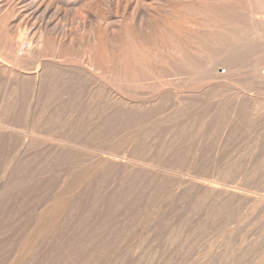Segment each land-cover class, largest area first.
Returning a JSON list of instances; mask_svg holds the SVG:
<instances>
[{"label":"rangeland","instance_id":"1","mask_svg":"<svg viewBox=\"0 0 264 264\" xmlns=\"http://www.w3.org/2000/svg\"><path fill=\"white\" fill-rule=\"evenodd\" d=\"M221 3L223 4L221 5ZM221 6L222 9L226 8L223 9L225 13L222 11ZM0 47L2 48L0 49V56L4 57L2 63L10 69L23 70L24 66L29 64L28 66L32 67V70L38 69L39 72L43 71L49 75L48 72L50 71L51 74L55 70L54 67L58 66L56 67L58 69L47 77L51 78L54 74L52 77L54 78L52 79L54 86H51L53 85L51 83L49 90H47L48 93L44 90V94H41L42 98L40 100L43 101L46 96L47 103L45 100L43 101L45 103L40 101V106L36 108L41 110L38 112V116L41 117L45 114L42 117H48L50 114L52 115L51 112L66 115L69 112L75 113L77 110L86 111V109H89L83 114L84 117L91 116L94 120L99 115L102 120L101 128L103 129L100 128L101 130H99L106 135L112 127L115 130L114 125L117 123L115 118L111 119L108 116L114 110H117V113L123 115L119 120L124 122L120 123L118 128H125V122H127L125 116H128L131 110V108H127V105L118 104L116 101L109 99L108 97L112 93L115 92L120 96L122 94L124 100L129 102L128 105L144 103V100H147L145 96L150 95L148 100H145V103L150 105L140 111L138 110L140 108L136 109V113L134 108L133 112L137 115H148L152 112V108L156 110L160 106L162 107L163 111L157 114L159 116H157V119H163L164 117V122L159 120L160 122L158 121L159 124L157 125L162 126L161 123H163L164 163L171 154L169 162L167 161L170 166L169 169L181 174L187 171L186 174L190 175L197 173L196 175L204 176L201 178H208L210 177L208 175L211 174L212 177L209 180L218 179L223 184L229 182L226 185L231 188L232 186L233 188L238 187L237 192L248 197L246 200L245 198L241 201L238 199L240 203L235 199V202L233 199L231 201L225 199V201L221 200L223 202H214V204L217 203L218 206L220 205L223 208L217 207L220 216L219 213H216L215 220H211L203 214L207 210L206 205H208L204 206L205 201L198 203L196 206H188L189 200L193 198L192 196L188 199L187 204L174 203L177 205L175 206L171 203L170 206L167 197H162V200L160 197L159 203L161 205L154 207V210L160 212L159 214H165H161L164 217L163 221L145 222V219H143L132 224L129 223L131 226L129 224L128 226L127 224L123 225L124 230L122 231L121 241L116 244L114 252L110 254L111 259L106 261V264H257L258 262L264 264V200L258 201L257 198V195L264 194V0H0ZM11 55L14 56V59L17 58L19 65L13 63L14 60L11 59L13 58ZM61 59L63 60L61 61ZM8 60L9 62H7ZM49 61L51 62L49 63ZM35 63L37 66L34 65ZM44 63L45 66L43 67ZM208 63L209 65H207ZM212 63H215L216 67ZM21 65L22 68L19 69L18 67H21ZM49 65L50 67L53 65L52 70L46 69V66L49 67ZM212 66L214 68L213 72L211 71ZM75 67H78V72ZM61 68H67L65 70H69V72L65 73V70L58 72ZM43 69L48 70V72ZM223 70L226 71L221 72L222 74L218 73V71ZM81 72L82 74H80ZM154 72L155 75H153ZM215 72L217 73L216 76L220 74L218 77H223L216 78L217 82L214 78H211ZM85 75L87 76L85 77ZM139 78H142V81ZM63 79L65 80L63 81ZM150 80L152 81L150 82ZM160 80H164V82L162 81L163 83L160 84ZM94 81L99 83H93ZM70 82L73 86L70 85ZM103 83H107V86H103L105 91L102 92L103 89L100 90V88ZM146 85L148 86L146 87ZM23 86V89L19 87L18 92H24V94L17 92L18 96L14 97L13 100L15 107H17L13 112L15 115L12 116L13 113L11 112L9 115L6 113L7 117H4L5 119H11L8 116H12L13 119L19 114L18 116H21V121H23L17 120L20 125L24 123L22 118L25 115L22 113L25 112V108L31 101V88L27 85V82H24ZM64 87L69 89V92H66L68 90ZM138 87L142 88L143 91L142 89L133 90V88ZM118 89L121 91L119 92ZM90 90L94 92L92 93ZM106 90L110 91L109 95ZM72 91L75 92L72 93ZM88 92L95 99L88 101L90 103L87 102L88 99L86 98L89 96ZM175 93L178 100L174 97ZM70 95L71 98L68 99ZM83 102L86 103L85 106H83ZM4 103L2 107H4ZM60 103L61 106L64 103L65 106H62L64 108L59 107ZM113 104L115 105L113 106ZM173 104H177V107H173ZM41 105L45 106L41 107ZM86 105L91 107L87 108ZM148 106L151 108L148 109ZM46 108L48 109L46 110ZM40 112L42 115H40ZM111 120H113L112 123L115 122L113 126L110 123ZM108 125L112 127L109 128ZM136 127L141 128V126ZM110 132L109 134H111ZM173 134L174 138L172 137ZM179 135L180 138L176 137ZM189 138L193 139L189 140ZM176 139L182 140L181 143ZM177 144H180L179 147ZM173 147L175 150L179 148L177 150L179 155L172 150ZM167 151L168 153H166ZM170 151H173V153H170ZM173 154H175L174 156L177 155L174 159ZM195 162H202L203 166L206 165L204 168H207V171L202 168V165H197ZM208 164L211 167L213 165L215 168L212 169L217 173H214ZM194 165H197V170L194 169L197 168L193 167ZM208 167H210L209 170ZM199 168H202L205 172L202 173L203 170H199ZM220 168L222 171L228 172H222ZM223 173L228 175H223ZM173 174H165L164 180L172 181L175 179ZM204 174H206V177ZM219 176L226 181L220 179ZM218 180H216L217 183ZM236 187L234 189H237ZM256 201L259 202L258 205ZM240 211L241 213H238ZM235 214L236 216H233ZM238 214L240 216L242 214V218H239ZM235 217H237V221ZM158 222L159 225L157 226ZM162 224L167 231H173L177 227L190 229L188 227L191 226L194 230L190 235L187 231L188 234H183L179 238L180 240L169 242L164 237L160 238L156 234ZM167 226L168 228H166ZM235 228L238 230L233 231ZM234 243L236 244L234 245ZM157 246L163 256H156V258L145 256L148 250L149 252L153 251V249L158 248ZM249 249L252 250L249 251ZM253 250L256 251L253 252ZM247 252L250 254L248 255ZM243 253L245 254L243 255ZM238 254H242V256Z\"/></svg>","mask_w":264,"mask_h":264},{"label":"bare ground","instance_id":"2","mask_svg":"<svg viewBox=\"0 0 264 264\" xmlns=\"http://www.w3.org/2000/svg\"><path fill=\"white\" fill-rule=\"evenodd\" d=\"M117 1H119V0H117ZM223 3H221V5ZM224 6H226V5H224ZM221 9H222V6H221ZM223 9H226V8L224 7ZM223 9H222V11H223ZM224 16H226V15H224ZM227 17H228V14H227ZM223 33L225 34V32H223ZM223 33H221V34H223ZM226 33H228V32H226ZM225 35L227 36V34H225ZM222 38H223V36H222ZM220 39H221V37H220ZM0 49H2V48L0 47ZM7 50H8V48H7ZM16 54H17V52H16ZM11 56H13V55H11ZM3 58L4 57L0 56V112H1V115H0V264H106L105 263L106 261H110V259H111L110 254L112 252H114L116 244L121 241L122 231L124 230L123 225L127 224V226H128L129 223L132 224L135 221H139V220H143V219H145V222H153V221H161V220L163 221L164 217L161 214H164V213L159 214L160 212L158 213L156 210H154V207H157L160 204L159 203L160 197H161V200H162V197H165V198L167 197L166 199L168 200V204H170V206H171V203H173V205H175V204L181 205V204H185V203L187 204L188 199L192 196L194 199L192 198L191 199L192 201L189 200L190 202L188 203V206L189 205H195L196 206L198 203H200V202L202 203V201H205L204 206L206 204H208V205H206L207 210H205L203 212V214L208 216V218L211 220H215L214 217H216V215H217L216 213H219V216H220V212H218L217 207H221V206L220 205L218 206L217 203L214 204V202H218L221 200L225 201V199L226 200L230 199L229 201H231V199H233V201H234V199L235 200L240 199V201H241V199L245 198V200H246L248 198V197H246L247 195L244 196L240 192L239 193L237 192L238 187L235 186L237 189H234L235 187L233 188V186H232V188H231L229 185H226L229 182L226 184H223L221 181H220L221 182L220 183L218 179H216V180H218V183L215 179L209 180V178L212 177L211 174H209V175L207 174L208 176H210L208 178L206 177V174H204L206 178H201L204 176L196 175L197 173L195 175H190V174H186V173H188V171H187L184 174H181L179 172L174 171L173 169H172L173 171H171L169 169L170 166H169V163H167V161L171 158L170 157L171 154L169 157H167L168 160L164 163L165 152H164V127H163V123H161L162 126L157 125V124H159V123H157L159 120L161 121L164 119V117L162 115H160V116H162L163 119L162 118L157 119V116H158L157 114H160V113H162L161 111H163V109H161L162 107L160 106L156 110L152 108L151 109L152 112H150L148 115H142V114L137 115V114H135L136 109L140 108V109H138L140 111L142 108H147V105H150V104L145 103V100H146L145 98H147V100H148V98L150 96L149 94H148L149 96H147V97L145 96L146 94L144 95L145 96V98H144L145 104L142 102L140 104L136 103V105H134L135 103L133 105H131V104L128 105L129 102L124 100V98L122 97V94L120 96V95L115 94V92L112 93L111 96L108 97L109 99H112V101H116L118 104H124L125 106L127 105V108L129 107L128 109L131 108V110L129 111V115L127 114L128 116H125L127 119V120L126 119L125 120L128 122V123L125 122V124H126V125L124 124L126 126L125 128L123 126H122L123 128H118L119 124L123 122V121H120L121 117L123 115L119 114V112L117 113L116 112L117 110H114L110 114V116L107 115L108 118H111V119L115 118L117 123L116 124H115V122L112 123L113 120H111V122H110V123H112L111 125L113 126L115 124L114 125L115 130H113L112 126L108 125L109 128L112 127L111 130H113V131H111L109 128H107V129H109L108 130L109 132L111 131L110 132L111 134H109V132H108V133H106V135H104L100 131L102 129L101 128L102 120L99 117V115L94 120L92 119L91 116L84 117L83 114L89 110V109H86L85 107H83V108L86 109V111H83L80 109L81 111L77 110V112H75V113L69 112V113H66V115H64V114L62 115L60 113L56 114L54 112H51L52 115L50 113H48V114H50V116L42 117L45 114L42 115L40 112V115H42L41 116L42 118L40 116H38L39 115L38 112L41 110H38L36 108L38 106H40L41 102H43L45 100V97H46L45 96L43 98L44 100L41 101L42 100V99L40 100V98H42L41 94H44V90H46L45 92L48 93L47 90H49V86L52 83V79H54V78H52L54 74L52 75L51 78H47V77L49 75H51L52 73H54L55 70L58 69V68L56 69V67H58V66L54 67L55 70L53 68L54 71L51 74H50V71L48 72V70H50L53 65L51 67H50V65H49V67L46 66V69L47 68H49V69L48 70L43 69V70L49 73V75H47V73H45L43 71L39 72L38 69L32 70V67L28 66L29 64L28 65L26 64L27 66H24L23 70H16L13 68H11V69L7 68L2 63ZM11 59L14 60L13 63H15V64L19 62L17 60V58L14 59V56ZM63 59H61V61ZM209 59H211V58H209ZM209 59H208V61H209ZM51 60H52V57H51ZM70 60H72V59H70ZM7 62H9V60ZM29 62L30 61L28 60V63ZM40 62H42V61H40ZM43 62H45V61H43ZM50 62L51 61H49V63ZM53 63H55V62H53ZM61 63H64V62H61ZM212 64L214 65L215 63H212ZM17 65H19V63ZM22 65H24V63H22ZM22 65H21V67H18V68L19 69L22 68ZM34 65L37 66L36 63ZM56 65H58V64H56ZM73 65H75V64H73ZM207 65H209V63ZM44 66H45V63L43 65V67ZM60 66H59V68H60ZM215 67H216V64H215ZM62 68H63V66H62ZM62 68L59 69L58 72L60 70H62V72H63V70L67 69V68H64V69H62ZM73 68H74V66H73ZM212 68H213V66H212ZM212 68H211V71L214 70V68L213 69ZM34 69H36V68L34 67ZM39 69H40V67H39ZM75 69L77 71L78 67L77 68L75 67ZM82 69H84V68H82ZM71 70H72V65H71ZM65 71H64L65 73L69 72V70L68 71L65 70ZM224 71H226V70H223L220 72L218 71V73H221ZM157 72H158V70H157ZM216 72L214 73V75L211 73L212 79L214 78L216 81L217 80L216 78H219V79L223 78V77H218L220 74L218 76H216L217 75ZM72 73H74V72L72 71ZM80 74H82V72ZM90 74H91V72H90ZM83 75H84V73H83ZM87 75H85V77ZM94 75H93V77L95 78V76H97V75H95V76ZM153 75H155V72ZM153 75H152V77H153ZM69 76H70V74H69ZM77 77H78V75H77ZM93 77H92V79H93ZM260 77H261V75H260ZM66 78H67V76H66ZM78 78H80V77H78ZM89 78H91V77H89ZM135 78H136V76H135ZM157 78L159 79V76ZM175 78H176V76H175ZM61 79H62V77H61ZM83 79H84V77H83ZM141 79H140V81H142ZM212 79H210V80L213 81ZM64 80L65 79H63V81ZM110 80H112V79H110ZM87 81H86V83H87ZM96 81H94L93 83H95ZM133 81H134V79H133ZM151 81L152 80H150V82ZM160 81H161L160 84H162L164 82V80H160ZM24 82H27V85L31 88V90H30L31 101L29 102L28 106L25 108V112L22 113L23 115H25L22 118L24 120V123L22 125H20L19 123H17V120L21 121V116H18L19 114L17 115L18 117L15 116L16 118L13 117V119H12V116L15 115V113H13V112L16 110L15 108H17V107H15L13 100L15 99L14 97L18 96L17 92L19 91V87L22 88ZM130 82H132V81H130ZM145 82H146V80H145ZM150 82H148V83L150 84ZM154 82H152V83H154ZM56 83H57V81H56ZM93 83H92V85H93ZM133 83H137V82H133ZM70 85H71V82H70ZM92 85L90 84V86H92ZM104 85L107 86V83L102 84V87L100 88V90L103 89L102 92L105 91L103 88ZM156 85H157V83H156ZM158 85H159V83H158ZM51 86H54V84ZM71 86H73V85H71ZM95 86H96V84H95ZM147 86L148 85H146V87ZM93 87H94V85H93ZM141 87L143 88V86H141ZM107 88L109 89L110 87H107ZM119 88H121V87H119ZM156 88H159V87L156 86ZM91 89H94V88H91ZM134 89H140V88L139 87L133 88V90ZM57 90H59V89H57ZM66 90H68L66 92H69V89H66ZM73 90H75V89H73ZM90 91L92 92V90H90ZM97 91H98V88H97ZM97 91H96V93H97ZM120 91L121 90H119V92ZM142 91H143V89H142ZM60 92H62V91H60ZM73 92H75V91H72V93ZM18 93H21V92H18ZM82 93H84V92H82ZM108 93H110V91L109 92L107 91V94ZM131 93H133V92L131 91ZM21 94H24V92ZM103 94H105V93H103ZM86 95H87V93H86ZM88 95H89V92H88ZM91 96H92V94L89 95L88 97H86L88 99V100L86 99L87 102L90 101L91 99H94V97L92 98ZM176 96H177V94L175 93L174 97H176ZM171 97H173V96H171ZM69 98H71V95H70V97H68V99ZM21 99H22V97H21ZM59 99L61 100V98H59ZM52 100H50V101H52ZM79 100H83V99H79ZM79 100H78V102H79ZM176 100H178L177 97H176ZM122 101H124V102H122ZM140 101H142V100H140ZM155 101H154V103H155ZM3 102H5L4 107H2ZM12 102H13V104H12ZM45 102H46V100H45ZM45 102H43V103H45ZM84 102H86V101H84ZM84 102H83V106H85L84 104H86ZM176 102H178V101H176ZM48 103H49V101H48ZM70 103H71V101H70ZM88 103H90V102H88ZM63 104L64 103H62V106H65ZM80 105H82V104H80ZM90 105H88V106L91 107L92 105L91 106ZM114 105L115 104H113V106ZM176 105L177 104H173L172 106L177 107ZM42 106H45V105H41V107ZM62 106L60 103L59 107L61 108ZM86 107H87V105H86ZM89 107H87V108H89ZM62 108H64V107H62ZM71 108L69 109L70 111H71ZM134 108H135V111H134L135 113L133 112ZM149 108H151V107L148 106V109ZM47 109L48 108H46V110ZM58 110H55V111H58ZM143 110H145V109H143ZM73 111H75V110L73 109ZM82 111H83V113L81 115ZM11 112L13 114H11ZM127 112H128V110H127ZM153 112H154V116H153ZM6 113L8 115L9 114L12 115V116H8V117H11L12 120L4 118L6 116ZM24 113H26V114H24ZM89 113H90V111H89ZM92 114H94V113H92ZM87 115H88V113H87ZM100 116H101V114H100ZM99 118L101 121L99 120ZM40 119H43V120H40ZM122 119H124V118H122ZM21 122H23V121H21ZM163 122H164V120H163ZM155 123H156V125H155ZM171 123H172V121H171ZM147 124H148V126H147ZM136 126H141V128H139V127L137 128ZM158 126H160V127H158ZM161 127H163V128H161ZM193 127H194V125H193ZM165 131H166V129H165ZM179 132H177V134ZM174 134L172 135V137L174 136ZM180 135L176 136V137L180 138ZM188 136H189V134H188ZM191 136L193 137L192 134H191ZM181 138H182V136H181ZM190 139L192 140L193 138H189V140ZM177 141H180V139ZM181 141H180V143H181ZM178 145H180V144H177V146ZM167 147H169V146H167ZM170 147H172V146H170ZM172 150L176 151V153H177V150H175L174 147ZM184 150H183V152H184ZM141 151H142V153H141ZM168 151L166 153H168ZM189 151H190V149H189ZM183 152H182V154H183ZM170 153H173V151L172 152L170 151ZM248 153H250V152H248ZM166 155H169V154H166ZM174 155L175 154H173V156H172L173 159H174V157H177V155L176 156H174ZM184 156H186V155H184ZM186 158H188V157H186ZM190 158H192V157H190ZM188 159H186V160H188ZM203 159H205V158H203ZM202 161H204V160H202ZM196 162H195V164L202 165V162H198V163H196ZM212 163L214 164V162H212ZM205 164H207V163L205 162ZM197 165H194L193 167H197ZM216 165H217V163H216ZM191 166H190V168H191ZM202 166H200V167H202ZM205 166H203L202 168H204ZM208 166H210V165L208 164ZM210 167H208V170ZM212 168H215V167H213V165H212L211 170L213 171ZM184 169H182V170H184ZM194 169L197 170L198 167L194 168ZM201 169L199 168V170H201ZM205 170H203L201 172L204 173ZM220 170H221V168H220ZM226 170H228V169H226ZM222 172H228V171H222ZM231 172H230V174H231ZM167 173H172V174L174 173L173 175L175 176V179H173L172 181L164 180L165 174H167ZM214 173H217V172H214ZM235 173H236V171H235ZM225 174H227V173H223V175H225ZM251 177H252V175H251ZM219 178L222 179L220 176H219ZM222 180H225V179H222ZM241 180H242V178H241ZM257 196H258L257 197L258 201L264 200V194H260ZM240 201H239V203H240ZM221 202H223V201H221ZM227 203H228V201H227ZM258 203L259 202H257V205H258ZM200 205H202V204H200ZM234 205H235V203H234ZM175 206H177V205H175ZM175 206H173V207H175ZM240 206H241V204H240ZM240 206H238V207L240 208ZM242 207H243V205H242ZM189 210H190V208H189ZM235 210H236V208H235ZM160 211H162V210H160ZM220 211H221V209H220ZM221 212L223 213V211H221ZM234 212H236V211H234ZM174 213H175V210H174ZM238 213H241V211ZM238 215L240 216V214H238ZM233 216H236V214ZM241 216H243V215L241 214ZM241 216L239 218H242ZM258 216H259V213H258ZM165 218H167V216H165ZM208 218L206 217V219H208ZM232 218H234V217H232ZM236 218L237 217H235V220H236ZM256 218H257V216H256ZM193 221L195 222L194 219H193ZM122 222H124V223L122 224ZM169 222H170V220H169ZM198 223H200V222H198ZM136 224H137V222H136ZM163 224H162V227L159 229L158 233H156V234H158L160 238L164 237L169 242H174V241L178 240L183 234L187 233V231L189 232V235H190L192 233V231L194 230L193 228H191L192 227L191 226V227H188L190 229H186L184 227L183 228L177 227L173 231H167V229H165L163 227ZM205 224H206V222H205ZM151 225H152V223L150 224V226ZM156 225L158 226L159 222ZM184 225H186V224H184ZM150 228L152 229V227H150ZM166 228H168V226ZM236 230H238V229L237 228H235V230L233 229V231H236ZM128 234H129V232H128ZM245 234H247V233H245ZM260 234H262V233H260ZM221 236H223V235H221ZM254 238H255V236H254ZM225 241H226V239H225ZM216 243H217V240H216ZM257 243H259V242H257ZM225 244H227V243L225 242ZM235 244L236 243H234V245ZM220 247H221V245H220ZM161 249L163 250V248H161ZM213 249H212V251H213ZM250 250H252V249H249V251ZM263 250H264V248H263ZM254 251H256V250H253V252ZM118 253H119V251H118ZM244 254L245 253H243V255ZM247 254L249 255L250 253L247 252ZM145 256H148L149 258L150 257L156 258V256L160 257L163 255H162V252L159 250V247H158L157 249H155V250L153 249V251L151 250L150 252L148 250V252L146 253ZM239 256H242V254ZM252 257H254V256H252ZM138 258H139V256H138ZM260 258H261V256H260ZM257 261H258V259H257ZM134 264H136V263H134ZM237 264H239V263H237ZM257 264H259V262Z\"/></svg>","mask_w":264,"mask_h":264}]
</instances>
